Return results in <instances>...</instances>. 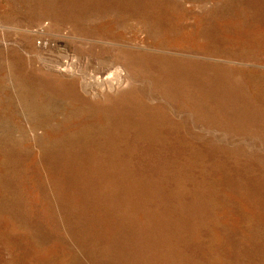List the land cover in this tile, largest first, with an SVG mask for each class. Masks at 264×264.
Here are the masks:
<instances>
[{"label": "rangeland", "instance_id": "rangeland-1", "mask_svg": "<svg viewBox=\"0 0 264 264\" xmlns=\"http://www.w3.org/2000/svg\"><path fill=\"white\" fill-rule=\"evenodd\" d=\"M0 264H264V0H0Z\"/></svg>", "mask_w": 264, "mask_h": 264}]
</instances>
